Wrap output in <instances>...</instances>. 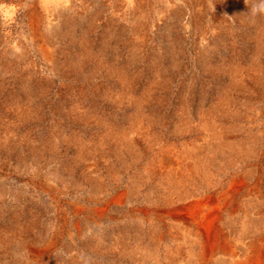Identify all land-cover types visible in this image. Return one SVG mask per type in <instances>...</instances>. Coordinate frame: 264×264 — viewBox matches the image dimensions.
<instances>
[{"label": "rangeland", "instance_id": "1", "mask_svg": "<svg viewBox=\"0 0 264 264\" xmlns=\"http://www.w3.org/2000/svg\"><path fill=\"white\" fill-rule=\"evenodd\" d=\"M260 4L0 0V264L264 251Z\"/></svg>", "mask_w": 264, "mask_h": 264}, {"label": "bare ground", "instance_id": "2", "mask_svg": "<svg viewBox=\"0 0 264 264\" xmlns=\"http://www.w3.org/2000/svg\"><path fill=\"white\" fill-rule=\"evenodd\" d=\"M236 179H234V181H235ZM238 180V179H237ZM232 181V180H231ZM243 186V185H242ZM232 191V190H231ZM240 191H241V188H240ZM233 199V198H232ZM229 204V203H228ZM228 206V205H227ZM181 215V214H180ZM182 216V215H181ZM199 230L201 231V232H204V230H205V233L206 234H204L203 233V235L206 237V239H209L211 242H212V244H213V246H212V250H214L215 249V239L214 238H212V236H213V234L211 233V232H209L210 230H211V226H210V228L209 227H207L206 229L205 228H199ZM212 231V230H211ZM193 232V231H192ZM213 232V231H212ZM202 235V234H201ZM214 235H216V234H214ZM225 235V234H224ZM205 239V238H204ZM208 240V241H209ZM215 240V241H214ZM247 240V239H246ZM221 243V242H220ZM207 244V243H206ZM244 244V243H243ZM238 245H241V244H238ZM242 247V246H241ZM242 249H244V248H242ZM237 250V249H236ZM235 250V251H236ZM220 251V250H219ZM240 252V251H239ZM245 253V252H244ZM207 260V259H206ZM193 263V262H192ZM225 263V262H224ZM224 263H222V264H224ZM227 263V262H226ZM219 264H220V262H219ZM237 264H264V251H261V252H258L257 254H255V255H253V256H250V257H245L244 258V260L243 261H239V263H237Z\"/></svg>", "mask_w": 264, "mask_h": 264}, {"label": "clouds", "instance_id": "3", "mask_svg": "<svg viewBox=\"0 0 264 264\" xmlns=\"http://www.w3.org/2000/svg\"><path fill=\"white\" fill-rule=\"evenodd\" d=\"M256 10L264 12V0H261V4L258 6V8L254 9V11Z\"/></svg>", "mask_w": 264, "mask_h": 264}]
</instances>
